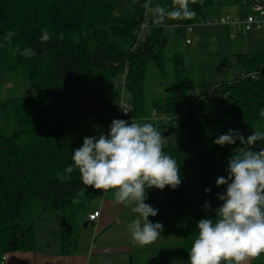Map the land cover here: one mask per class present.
<instances>
[{"label": "trees", "instance_id": "1", "mask_svg": "<svg viewBox=\"0 0 264 264\" xmlns=\"http://www.w3.org/2000/svg\"><path fill=\"white\" fill-rule=\"evenodd\" d=\"M257 1L197 0L191 4L190 0L196 13L193 18L151 25L145 42L134 49L146 10L144 1L0 0V69L9 78L27 81L32 93L0 100V262L10 252L36 249L33 225L19 232L35 201L45 213L56 212L63 220L61 253L71 255L77 250L93 187L84 185L79 170L69 167L74 163L73 151L81 147L75 128L81 87L88 81L107 80L113 89V81L127 68L126 93L134 105L129 120L148 121L153 111L176 116L185 110L176 127L177 147L163 148L177 161L181 184L175 189H147L145 203L158 209L149 220L162 223L160 235H180L184 264H190L197 222L215 217L214 210L222 204L218 194L226 190L224 185L217 187L216 180L227 176L228 160L241 147L239 141L224 146L213 141L229 129L239 130L245 138L255 129L264 132V117L259 115L264 109V75L253 80L238 74L234 80L219 82L218 93L211 98L220 108L202 114L194 103L188 109L182 105L195 88L192 65L173 50L184 43L187 26L220 16L222 8L238 9L242 15ZM157 4L171 10L173 0L151 3ZM148 17L153 21L152 14ZM43 29L50 39L41 44ZM9 31L15 33L10 43ZM26 47L35 49L37 55L23 56ZM235 57L239 73L264 68V50ZM168 60L173 64L175 94L153 102L149 112L144 87L147 71L156 66L163 76ZM262 148L264 141H257L253 150ZM206 188L211 191L206 193Z\"/></svg>", "mask_w": 264, "mask_h": 264}, {"label": "clouds", "instance_id": "2", "mask_svg": "<svg viewBox=\"0 0 264 264\" xmlns=\"http://www.w3.org/2000/svg\"><path fill=\"white\" fill-rule=\"evenodd\" d=\"M197 0H191V4ZM143 7L152 14L154 24L165 19H191L196 13L190 0H173L171 10L159 4L152 6L145 0ZM146 25H142L145 27ZM14 32L6 39L11 42ZM50 39L47 29L42 30L41 44ZM20 52V49H16ZM21 54L31 58L37 55L33 48H24ZM264 117V109L259 113ZM241 147L234 149L225 169L227 176H220L216 186H226L222 201L214 218L197 222L198 236L189 251L190 264H244L264 253V148L253 150L257 141H264V132L256 130L246 138L239 130L229 129L213 143ZM164 139L153 124L113 119L108 135L99 138L85 136L83 145L72 153L73 170L78 169L84 185L107 191L117 189L115 199L132 205V212L139 214L129 224L132 239L139 245L154 242L163 230L160 222L153 223L158 209L145 203L147 189H173L181 184L177 161L163 151ZM206 188L205 192H210ZM205 209L210 204L205 202Z\"/></svg>", "mask_w": 264, "mask_h": 264}, {"label": "rangeland", "instance_id": "3", "mask_svg": "<svg viewBox=\"0 0 264 264\" xmlns=\"http://www.w3.org/2000/svg\"><path fill=\"white\" fill-rule=\"evenodd\" d=\"M150 14L148 13V16ZM220 14L235 17L239 11L228 7L222 8ZM233 31L225 26L197 28L194 34L188 37L192 42L191 45H186L184 40V43L173 50L192 65L191 78L195 88L183 102L184 108L188 109L194 102V109L197 112L206 115L216 112L220 105L209 98L207 93L213 90L215 97L218 93L216 87L219 82L226 83L234 75H238L239 66L235 55L256 54L264 50V33L253 30L245 36H241L240 32L234 33ZM29 86L27 81L9 78L0 69V94L1 91L2 93L6 92L7 98L28 96L32 94ZM144 87L149 112L153 102L173 96L176 89L172 61L165 62V74L163 76L156 66H150ZM118 97L117 90L112 89L107 80L88 81L82 84L75 123L81 146L85 136L99 138L101 134L105 135L109 132V126L113 121L110 117L112 104L118 100ZM157 130L163 136V148L177 147L178 134L176 128ZM166 132H169L167 136L164 134ZM91 201L92 199L87 201V206L90 207ZM58 216L56 212L45 213L42 204L35 201L33 214L27 213L24 216L19 232L22 233L33 225L39 245L46 242L55 245L59 242V232L63 223V220ZM91 229L92 227L88 228V230ZM153 245V251L150 252L152 253L150 264H184L183 242L180 235H169L167 238H161L160 242L157 240ZM166 248L168 250L171 248L172 252H166Z\"/></svg>", "mask_w": 264, "mask_h": 264}, {"label": "crops", "instance_id": "4", "mask_svg": "<svg viewBox=\"0 0 264 264\" xmlns=\"http://www.w3.org/2000/svg\"><path fill=\"white\" fill-rule=\"evenodd\" d=\"M6 94L1 91L0 100L7 98ZM116 191L115 188L107 191L94 187L90 189L92 201L90 207L87 206L85 221L89 222L90 214H100L94 222H89L87 228L81 230L79 244L73 254L63 255L59 242L55 245L48 242L39 245L37 242L34 251H13L6 254L5 264H141V261L143 264H150L153 244L169 235H159L154 242L146 245L135 243L129 224L139 214L132 212V205L117 202ZM89 227L92 229L88 230ZM166 249V252H172L171 248ZM262 263L264 253L244 262Z\"/></svg>", "mask_w": 264, "mask_h": 264}, {"label": "built area", "instance_id": "5", "mask_svg": "<svg viewBox=\"0 0 264 264\" xmlns=\"http://www.w3.org/2000/svg\"><path fill=\"white\" fill-rule=\"evenodd\" d=\"M155 0H150V3L154 2ZM145 2V0H144ZM142 25H146L142 27ZM154 24L152 19L148 17V11L145 10L144 18L141 23L139 30L136 32V45L134 49L140 45V43L145 42V32L148 28ZM216 26H225L228 27L230 30H234V33L240 32L241 36H245L248 32L253 30L259 31L264 33V0H258L257 2L253 3L251 7L247 8L242 15H238L235 17H231L229 15L226 16H216L213 18H207L200 20L194 24L187 26L186 28V38L185 44L191 45V40L188 38L189 35H193L195 29L201 27H216ZM242 78L250 77L253 80L261 79V76L264 75V68L259 71H253L251 73L240 72L238 73ZM238 75H234L231 80H234L235 77ZM128 77L129 72L128 69L125 68L123 73L113 81V89L117 90L118 92V100L112 104V112L110 113V117L113 119H123L131 123L129 120L130 114L134 110V105L132 104L131 100L127 96V86H128ZM209 98L214 96V91L210 90L207 93ZM194 103V102H193ZM195 104V103H194ZM185 117V110L182 109L178 112L176 116H170L167 114H159L156 111H153L148 118V121H142L137 123H151L154 125L156 129L160 128H176L178 126L179 120ZM100 212H95L88 216L89 222H94L99 217ZM5 257H2L0 264H5Z\"/></svg>", "mask_w": 264, "mask_h": 264}, {"label": "water", "instance_id": "6", "mask_svg": "<svg viewBox=\"0 0 264 264\" xmlns=\"http://www.w3.org/2000/svg\"><path fill=\"white\" fill-rule=\"evenodd\" d=\"M144 0H140L141 3H143ZM108 133L105 134V136H107ZM166 136L168 135V133L165 134ZM70 171V170H69ZM89 225V222H86L85 225H84V228H87Z\"/></svg>", "mask_w": 264, "mask_h": 264}]
</instances>
